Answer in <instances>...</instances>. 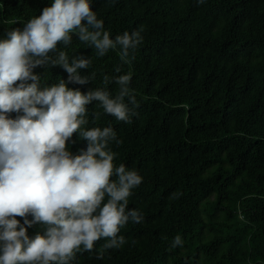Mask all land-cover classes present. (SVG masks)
Returning a JSON list of instances; mask_svg holds the SVG:
<instances>
[{
	"label": "trees",
	"instance_id": "1",
	"mask_svg": "<svg viewBox=\"0 0 264 264\" xmlns=\"http://www.w3.org/2000/svg\"><path fill=\"white\" fill-rule=\"evenodd\" d=\"M52 3L0 0V40ZM91 6L113 39L144 28L129 64L119 49L96 56L75 35L67 48L58 45L70 58L92 57L79 74L95 78L69 83L70 89L106 88L115 96L118 85H106L104 76L132 73L131 122L104 114L94 101L85 127L116 131L122 143L110 142L114 163L143 177L129 208L144 220L121 229L128 241L122 248L97 259L102 238L72 264H264V0H93ZM34 74L42 77L41 89L69 75L59 66ZM86 147L79 133L68 142L74 155ZM176 192L179 198L169 199ZM37 232L39 224L28 228L30 238ZM177 235L183 246L173 248Z\"/></svg>",
	"mask_w": 264,
	"mask_h": 264
},
{
	"label": "clouds",
	"instance_id": "2",
	"mask_svg": "<svg viewBox=\"0 0 264 264\" xmlns=\"http://www.w3.org/2000/svg\"><path fill=\"white\" fill-rule=\"evenodd\" d=\"M92 2L53 0L22 30L13 28L0 40V264H72L78 253L93 252L102 238L106 242L96 258L103 259L106 252L128 242L119 235L122 228L144 220L142 212L129 208V198L143 177L114 163L118 153L110 142L122 143L116 131L111 126L85 127L87 106L94 101L104 114L131 122L137 103L130 88L132 73L104 76L106 85H118L115 96L106 88L87 93L70 89L69 83L85 85L95 78L94 72L79 74L91 67L92 57L70 58L58 47L67 48L75 35L96 56L119 49L121 62L129 64L143 42L144 28L113 39ZM57 66L69 74L67 82L61 79L41 89L42 77L34 69ZM13 112L18 114L14 119L9 117ZM93 115L95 121L101 113ZM75 133L87 141L86 149L76 155L68 148ZM180 195L172 193L169 199ZM17 216L25 218L23 224ZM36 224L42 233L30 238L28 228ZM177 246H183L179 235L172 242Z\"/></svg>",
	"mask_w": 264,
	"mask_h": 264
}]
</instances>
